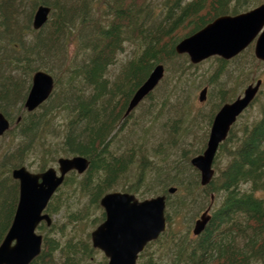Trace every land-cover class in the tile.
I'll list each match as a JSON object with an SVG mask.
<instances>
[{"label":"trees","instance_id":"1","mask_svg":"<svg viewBox=\"0 0 264 264\" xmlns=\"http://www.w3.org/2000/svg\"><path fill=\"white\" fill-rule=\"evenodd\" d=\"M261 1L264 2L0 0V111L11 121L10 129L2 136L9 140L0 151V170L3 171L0 177V244L10 228L19 200V183L12 177V170L37 164V170L44 171L60 157L85 156L90 165L83 173L82 190L89 193L100 208L102 196L118 187L121 177L132 165L134 147L119 154L113 149L114 142H121L116 138L123 135L126 145L133 146L140 141L141 151L145 146L140 136H135L137 143L134 145L132 138L139 134L129 131L128 124L134 118V111L127 116L125 112L154 67L160 63L173 65L174 73L165 89L173 97L182 96L188 104L192 100L188 70L198 65L192 64L188 55L178 54L175 45L216 17L246 11ZM40 4L50 6L51 14L44 27L34 30L32 20ZM96 7L103 9L98 18ZM26 32L33 36L31 43L25 39ZM75 39L81 40L80 48L84 53L81 52L77 63L67 65L68 41ZM128 45L134 46L136 52L133 51L134 56L124 63L120 75L114 77L110 66ZM36 54L55 60L54 65L40 62ZM216 58L220 66L214 75L218 77L229 61ZM58 64L61 68L55 75L52 73L55 77L52 95L34 111H27L24 102L34 72L45 69L50 73ZM65 72H69V77L64 79L66 83L56 95ZM210 82L216 83V80ZM68 91L72 92V97L67 95ZM225 93L221 89V96H218L221 102L215 107L216 111L224 102L232 100L226 98ZM152 96L153 92L145 99ZM216 111L210 116L211 122ZM61 116L63 122H60ZM141 120L140 117L137 124L142 123ZM237 126L232 127L220 145L214 162L217 175L207 186L201 185L200 172L191 164V158L205 149V143L200 149L181 148L176 160L165 163L161 147L155 150L160 162L149 161L148 156L142 154L136 180L123 187L124 191L139 193L142 198L155 193L167 195L169 230L158 242L170 256V264L264 261V108L253 120L243 123L239 129ZM170 129L176 130V124ZM221 153L226 163L218 166L216 161ZM79 175L71 171L62 186L80 183ZM171 186L178 188L175 193H169ZM200 190L203 192L197 193ZM205 192H213L216 197L212 218L204 232L194 241L188 240L184 232L175 234L172 211L195 207ZM173 196L176 199L172 201ZM52 210L53 204L49 203L47 211ZM104 219L102 212L98 222ZM58 249L61 255L53 258ZM91 249L86 240L71 238L62 245L59 240L45 236L42 252L30 264H79Z\"/></svg>","mask_w":264,"mask_h":264},{"label":"water","instance_id":"2","mask_svg":"<svg viewBox=\"0 0 264 264\" xmlns=\"http://www.w3.org/2000/svg\"><path fill=\"white\" fill-rule=\"evenodd\" d=\"M51 9L47 5L37 8L34 15L36 27L46 23ZM255 55L264 61V4L237 15H223L199 31L179 41L175 50L187 53L193 63L219 55L230 59L244 50L255 38ZM163 64L154 67L147 80L138 88L129 102L128 115L162 80ZM262 80L250 84L232 102L226 103L216 114L207 147L192 159V164L201 172V183L207 185L214 175L213 162L220 144L227 138L238 116L257 95ZM54 89L50 73L39 70L33 76L32 86L25 100V108L33 111L46 101ZM208 88L199 94L205 101ZM21 119V117H19ZM10 128V120L0 111V136ZM90 164L87 157L77 155L61 157L58 169L50 167L39 173L31 172L26 166L15 168L12 175L19 180L20 197L12 225L0 245V264H30L40 254L43 236L36 232L37 226L45 220L50 225L52 218L44 213L51 197L71 170L84 172ZM176 191L175 187L169 190ZM106 219L92 232L94 247L102 249L109 257L108 264H137L138 255L148 242L155 240L166 230V196L159 195L139 200L126 192H110L101 199ZM211 216L209 209L195 222L193 233L200 234Z\"/></svg>","mask_w":264,"mask_h":264},{"label":"rangeland","instance_id":"3","mask_svg":"<svg viewBox=\"0 0 264 264\" xmlns=\"http://www.w3.org/2000/svg\"><path fill=\"white\" fill-rule=\"evenodd\" d=\"M102 11V8H95L97 18L100 17ZM22 23H25V20ZM25 35V39L30 43L34 40L32 39L33 36L30 35L29 32H26ZM80 42L81 40L79 39L68 41L66 57L67 65L77 63L81 57V52L84 53L80 48ZM254 48L255 45L252 43L241 55L228 60L229 62L224 64V73L218 77L214 75V72L220 66V62L216 58L218 56L210 57L197 64L198 66L191 67V69L188 70V73L192 81L188 90L191 94L192 100L188 104H186V99L182 100V96L173 97L169 91H166L165 88L167 87L165 86L169 85L168 82L174 72L173 65H171L172 67L168 64L165 65L168 70L165 81L162 85L155 89L151 98L145 99L134 110V118L130 121V123H128L130 124L129 131L134 130L135 133L139 134H134V137L132 138L134 145L137 143V136L142 137L143 141L145 140V146L142 149L143 151H141V148L138 146L140 141H138L135 146L126 145L123 135L116 138L121 141L120 143H113V149L119 154L125 152L129 148L130 150L133 147V149H135L131 160L132 165L125 175L121 177L119 182L120 184L117 188H115V190L122 191L123 187L136 180L139 173V167L141 166L140 157H143L142 154L147 155L149 161L160 162V156L155 154V150L161 147L164 152L162 156L165 157L163 161L165 163L172 161L173 159L176 160L180 156L181 148L200 149L202 144L207 143L212 125L210 116H212V114L216 111L215 107L221 102L220 98H218L219 95L221 96V89L225 90L226 93L224 95L226 98L233 100L242 94L244 89L251 82H255L258 78H262L264 80V62L259 61L255 57ZM125 50L118 55L116 63L110 66L109 71L115 74L114 77L116 75H120L125 65L124 63L134 56L133 51L136 52L134 46L131 47L130 45H128ZM40 56L44 60H42ZM36 57L40 60V62H51L54 65L55 60L44 58L43 55L40 54H36ZM38 64L39 63H35V65ZM53 68L54 71L50 73L55 75L56 72H58L57 70L61 67L60 64H58ZM61 74L63 73L61 72ZM62 77L63 80L60 88H57L55 93L56 95L61 92L63 88L62 85H64L63 83H66L64 79H68L69 72H65V75H62ZM211 80H216V83H211ZM208 82L210 83L208 84ZM206 85L209 87L210 95L208 96L206 102L200 103L198 101V94L201 88ZM57 92L59 93L57 94ZM67 95L69 97L73 96L70 91L67 92ZM67 95L65 94L63 98ZM151 102H153V104H151ZM263 108L264 83L254 103L238 120L237 129L241 128L243 123L250 122L255 117L259 116ZM146 115H148V120H146ZM140 117L142 118V123L137 124V120ZM60 122H63L62 116L60 117ZM172 124H176V130L174 131L171 130L172 127L170 129ZM8 140L9 139L7 137L6 139L0 137V151L3 149L4 144L7 143ZM174 145H178V147ZM120 149L121 151H119ZM200 153H197L196 155ZM31 161H33V159H31ZM225 163L226 159L221 153L217 158L216 165L223 166ZM26 166L32 171H38L36 167L37 164L32 166L26 164ZM50 166H57V163H50L49 167ZM2 176L3 171L0 170V177ZM79 176L80 177L78 178L80 179V183H67L59 188L56 193L58 195L57 198H52V201H50V205L53 204V210L47 211L52 216L53 223L51 226H48L44 222L42 227H40L41 225L39 226L38 233L42 234L44 237L48 236L49 238L57 239L62 245L71 238L86 240L90 243V248L92 249L89 251L88 256L82 257L79 264H108V257L102 250L95 248L92 245L91 240L92 231L101 223L98 222V220L99 216H101L102 212H104V208L101 205V207L98 208L91 195L82 190L81 181L84 179V176L83 174H80ZM152 192H156V190ZM202 192L203 190H200L197 193ZM157 194L160 193L150 194L148 196L153 197ZM136 196L140 199H144L139 193H137ZM215 197L216 194L213 192H205L203 199L201 198V195L199 196V199L202 200H200L195 207L191 206L190 209L187 210L175 209L172 211V215L174 216L172 225L173 232L175 234L184 232L188 240L194 241L195 236L192 233V229L195 221L211 204L212 208L210 212L212 213L214 211L215 207L213 204L215 202ZM174 199H176V196L171 197L172 201ZM60 255L61 252L60 249H58L55 251L53 258H58ZM76 256L78 257L79 254ZM149 261L150 263L154 261L158 264H170L171 260L168 253H165L164 248L160 247V243L155 242L151 244L147 252L139 258V264H148L146 262ZM251 264H264V261H254Z\"/></svg>","mask_w":264,"mask_h":264},{"label":"bare ground","instance_id":"4","mask_svg":"<svg viewBox=\"0 0 264 264\" xmlns=\"http://www.w3.org/2000/svg\"><path fill=\"white\" fill-rule=\"evenodd\" d=\"M41 5H44V4H40V5H38V7L39 6H41ZM48 6V5H47ZM37 7V8H38ZM50 7V6H49ZM50 9H51V7H50ZM37 10V9H36ZM189 10V9H188ZM36 12V11H35ZM50 14H51V11H50V13H49V16H48V19H49V17H50ZM35 15V14H34ZM183 20V19H182ZM46 23H47V21H46ZM46 23H43L41 26H39V27H36V25H35V22H34V16H33V20H32V27H33V29L34 30H39V29H41L42 27H44V25L46 24ZM179 31V30H178ZM41 70V69H40ZM37 71H39V70H37ZM37 71H35L34 72V74L37 72ZM34 74H33V76H34ZM51 74V73H50ZM33 76H32V82H33ZM51 76L53 77V79H54V82H55V77L51 74ZM149 77V76H148ZM147 80V79H146ZM145 80V81H146ZM144 81V82H145ZM32 85V84H31ZM24 106H25V102H24ZM134 111V110H133ZM3 113V112H2ZM4 114V113H3ZM5 116H6V114H4ZM7 117V116H6ZM19 117H21V116H19ZM8 118V117H7ZM9 119V118H8ZM10 120V119H9ZM10 127H11V121H10ZM116 162V161H115Z\"/></svg>","mask_w":264,"mask_h":264},{"label":"flooded vegetation","instance_id":"5","mask_svg":"<svg viewBox=\"0 0 264 264\" xmlns=\"http://www.w3.org/2000/svg\"><path fill=\"white\" fill-rule=\"evenodd\" d=\"M139 258H140V255H139Z\"/></svg>","mask_w":264,"mask_h":264}]
</instances>
